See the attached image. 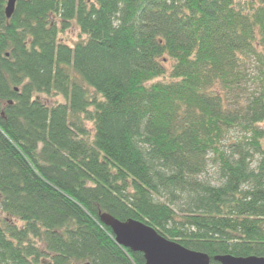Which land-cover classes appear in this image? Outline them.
Returning a JSON list of instances; mask_svg holds the SVG:
<instances>
[{"label": "trees", "instance_id": "1", "mask_svg": "<svg viewBox=\"0 0 264 264\" xmlns=\"http://www.w3.org/2000/svg\"><path fill=\"white\" fill-rule=\"evenodd\" d=\"M5 4L0 264H144L102 213L264 257V0Z\"/></svg>", "mask_w": 264, "mask_h": 264}, {"label": "water", "instance_id": "2", "mask_svg": "<svg viewBox=\"0 0 264 264\" xmlns=\"http://www.w3.org/2000/svg\"><path fill=\"white\" fill-rule=\"evenodd\" d=\"M16 1L6 0L4 13L7 19L13 14ZM100 222L111 229L119 246L131 252L142 253L144 264H214L207 254L169 240L141 221L134 219L120 221L107 213H102ZM213 261L216 264H264V257H236L224 254L214 256Z\"/></svg>", "mask_w": 264, "mask_h": 264}, {"label": "rangeland", "instance_id": "3", "mask_svg": "<svg viewBox=\"0 0 264 264\" xmlns=\"http://www.w3.org/2000/svg\"><path fill=\"white\" fill-rule=\"evenodd\" d=\"M60 37L63 38V40H65L70 45H73L77 40L82 38V36L79 37L78 31L74 27H71L69 30L65 31V33L61 34ZM40 98H42L44 101H46L49 104H52L53 102L62 101L61 97L59 96H40ZM88 126L90 127V124H88ZM214 173H215L214 168L210 167L209 174L211 176H214Z\"/></svg>", "mask_w": 264, "mask_h": 264}]
</instances>
